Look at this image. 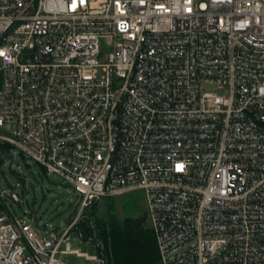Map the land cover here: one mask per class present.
Masks as SVG:
<instances>
[{
  "label": "built area",
  "instance_id": "built-area-1",
  "mask_svg": "<svg viewBox=\"0 0 264 264\" xmlns=\"http://www.w3.org/2000/svg\"><path fill=\"white\" fill-rule=\"evenodd\" d=\"M0 129L81 196L60 235L0 214V264H104L72 230L138 189L162 264H264V0H0Z\"/></svg>",
  "mask_w": 264,
  "mask_h": 264
},
{
  "label": "rangeland",
  "instance_id": "rangeland-1",
  "mask_svg": "<svg viewBox=\"0 0 264 264\" xmlns=\"http://www.w3.org/2000/svg\"><path fill=\"white\" fill-rule=\"evenodd\" d=\"M206 88L211 90L217 86L209 84ZM0 134L8 133L0 129ZM28 162L31 164L30 168H26L16 146L0 144V192L6 191L9 195L16 193L20 197V201H15L10 196L4 198L0 196V214L5 213L10 219L21 218L32 223L41 237H48L47 232L60 235L79 212L81 196L60 175L49 174L41 164L31 158H28ZM22 179H25V183ZM110 212L121 222L127 218H140L150 226L147 195L144 189L102 198L86 210L82 220L90 219V224L95 225L94 214L99 218H108ZM34 213L38 214L37 223L33 220ZM70 242L71 248L96 256L97 242L100 243L101 238L95 235L93 240L83 239L78 229L74 228ZM59 258L70 264H101L96 259L76 254H59Z\"/></svg>",
  "mask_w": 264,
  "mask_h": 264
},
{
  "label": "trees",
  "instance_id": "trees-1",
  "mask_svg": "<svg viewBox=\"0 0 264 264\" xmlns=\"http://www.w3.org/2000/svg\"><path fill=\"white\" fill-rule=\"evenodd\" d=\"M94 216L95 225L85 218L76 229L86 240L100 236L104 264H162L155 233L142 219L127 218L121 222L111 212L108 218Z\"/></svg>",
  "mask_w": 264,
  "mask_h": 264
},
{
  "label": "water",
  "instance_id": "water-1",
  "mask_svg": "<svg viewBox=\"0 0 264 264\" xmlns=\"http://www.w3.org/2000/svg\"><path fill=\"white\" fill-rule=\"evenodd\" d=\"M21 157H22L23 160L25 159V157L22 154H21ZM25 166H26V168H30L31 167L30 164H28V163H26ZM10 168H11V165H10ZM22 180L25 183V179H22ZM23 188H24V185H23Z\"/></svg>",
  "mask_w": 264,
  "mask_h": 264
}]
</instances>
